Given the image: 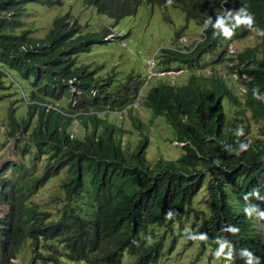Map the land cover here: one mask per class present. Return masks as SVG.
<instances>
[{
	"label": "trees",
	"instance_id": "obj_1",
	"mask_svg": "<svg viewBox=\"0 0 264 264\" xmlns=\"http://www.w3.org/2000/svg\"><path fill=\"white\" fill-rule=\"evenodd\" d=\"M141 1L83 0L96 12L112 18L132 12ZM27 2L52 6L61 0H0V64L12 67L27 81L30 99L66 98L67 79L75 76L72 80L75 104L68 105V101L64 107L69 112L76 111L75 118H80L84 137L69 136L72 116L46 109L44 105L27 104V116L19 120L11 110L6 116V135L15 137L17 142L13 146L19 161L4 162L0 169V203L8 206L0 216L3 238L0 264H10L7 255L24 238L28 239L33 260L42 264H56L61 250L67 260L119 264L124 247L128 251L140 250L145 263L157 255L159 245L154 242L150 247L141 244L137 247L133 242L138 238L137 232L123 231L122 222L134 211L139 229L146 222L170 227L203 182L207 213L202 210L190 232L205 231L210 238L217 235L226 244L229 241L241 248L247 244L252 248L248 258L264 264L261 238L242 211L251 206L264 221V137L253 141L247 136L249 119L260 122L258 133L264 135V0H171L181 8L185 19L194 18L198 23L215 8L221 9V4L223 18L243 8L249 19L239 18L237 26L241 27L242 35L253 28L259 42L238 50L233 57L222 58L225 49L218 53V61L245 75L240 78L243 100L238 99L220 75H190L182 84L160 81L146 89L142 104L153 115H164L175 141L182 143L177 157L159 156L152 162L145 157L147 128L136 116L128 113L132 124L139 127V137L129 147L124 143L122 146L118 138L125 130L95 112L104 105L114 108L127 103L136 95L142 80L128 74L110 89L111 76L99 82L86 65L75 64L80 51L88 50L91 43L106 41L102 37L107 29L79 33L76 20L69 22V12L64 11L51 20L43 37L32 38L28 34L31 29L24 27L22 20ZM237 26L211 22L191 51L164 54L161 62L173 59L191 64L203 51L218 46L222 34H237ZM259 50L263 51L262 56L257 55ZM120 86L124 92H120ZM224 106L227 110L229 106L240 108L234 109L229 118ZM33 114L36 118L31 125ZM30 126L26 133L29 143H18V136ZM222 164L227 166L225 177L219 176L224 172ZM62 167H65L60 183L63 195L59 198L63 201L57 207V216L37 203L27 204L35 189ZM205 171L211 172L206 179ZM228 179L238 181L233 204L224 191ZM84 192L90 196L83 200ZM241 251L229 248L226 254L235 257ZM233 262L243 264L237 259Z\"/></svg>",
	"mask_w": 264,
	"mask_h": 264
},
{
	"label": "rangeland",
	"instance_id": "obj_2",
	"mask_svg": "<svg viewBox=\"0 0 264 264\" xmlns=\"http://www.w3.org/2000/svg\"><path fill=\"white\" fill-rule=\"evenodd\" d=\"M25 8L22 10L23 26L30 28L28 34L32 38H40L44 35L46 29L50 26L51 20L63 13L69 12L70 19H75L78 24V32L98 33L103 27H108L114 34L124 35L123 44H120L117 37H113L104 42L91 43L87 51L79 52L75 61L77 65H86L88 70L93 71V75L99 82H103L108 76H111L110 89L115 88L125 77L130 74L139 77L142 81L147 74L148 82L142 87L138 99L135 95L130 99L133 100V106H127L122 113L115 114V111H107L100 116L107 120L114 121L123 130V133L118 137L125 145L132 146L139 137L138 127L132 124L128 112L133 116H137L142 120L147 128L145 134L148 137V142L145 147V157L149 162L161 156L163 158H175L181 152L182 143L174 141L173 131L166 122L164 115H155L151 110L141 103L145 90L156 84V81H165L175 84H182L186 82L187 76L194 73H205L213 75H221L225 77L226 81L232 84L233 92L238 96L239 100H243L244 96L240 92L242 84L236 77V71H230L228 67L222 64V61L216 60L219 53V48L215 47L212 51H207L201 55L202 67L188 66L182 64L178 60H171L168 64H163L161 59L164 51L161 48L171 47L177 45L176 38H173V31L180 28L186 23V27L181 31L180 35L186 36L188 33L197 28L194 20L189 19L185 21L184 14L180 7L171 4H157L155 2L145 3L141 2L136 11L131 14L118 17L114 20L111 16L97 13L92 6L86 5L83 0H61L60 4L46 6L36 2L25 3ZM18 30V29H16ZM185 32V33H184ZM192 33V32H190ZM196 35V31L193 32ZM223 46L230 44V48L235 51L241 50L244 47L258 44V34L255 30L244 37L231 38L224 35L221 38ZM182 45V43H181ZM172 48V47H171ZM223 57L232 56L228 50ZM258 56L263 55V51L257 52ZM148 57L151 59H148ZM147 58V60H145ZM152 61V62H151ZM146 63V64H145ZM147 63H151L148 64ZM6 72L0 75V169L4 162L9 160L16 161L18 159L14 143L17 141L15 137H7L6 129L2 122H6L7 106L14 109V115L21 117L26 112V103L21 97V90L27 93L28 83L25 79L18 77L12 70L0 65ZM150 69V71H148ZM178 70V71H177ZM148 71V72H147ZM153 74H150L153 72ZM177 71V72H176ZM157 73H164L160 75ZM157 74V75H156ZM10 77L13 80H10ZM120 92H124L122 86L118 87ZM73 88L70 87L72 92ZM58 103L67 106L65 99H60ZM226 106V103H225ZM225 113H229L230 118L234 113V109H239L238 106L225 107ZM227 110V111H226ZM245 110V109H244ZM34 115L31 117V124L34 123ZM72 131L77 136L82 135L84 127L77 117L71 121ZM247 127L249 128L248 137L257 140L263 138L264 135L258 133L259 121L247 120ZM30 127L25 129V134L19 135L20 141L18 143H29L26 133ZM152 160V161H151ZM208 176V174H206ZM63 173L60 172L55 176L50 177L41 187L37 188L32 201L37 202L40 206L46 207L51 213H56L57 207H60L61 202L56 204L54 197L63 195L59 189L60 180ZM224 186L226 198L230 203H235V188L238 184L237 180H227ZM205 190L202 186L200 190L194 195L190 205L185 206L180 214L179 220L172 225L170 230L163 229L159 226H153L154 237L160 236L163 231V246L160 255L156 260L148 264H229L228 260L222 259L218 250L211 251V246L206 244L202 247L201 242L197 239L188 241L184 230L193 228V223L199 219L202 210L207 213V200ZM3 211V205L0 204V213ZM56 217V216H54ZM255 230L264 232L262 225L259 222L254 224ZM145 239H151L149 232L144 234ZM173 239V247L170 248V242ZM150 241V240H148ZM262 243L264 245V234ZM30 247L28 239L21 245L17 255L11 259L13 264H29L31 260ZM129 256L124 253L121 259V264H129ZM56 264H84L80 261H73L65 259V255L61 250V255L55 259ZM34 263H39L34 261ZM40 264V263H39ZM53 264V263H46ZM246 264H257L254 261Z\"/></svg>",
	"mask_w": 264,
	"mask_h": 264
},
{
	"label": "clouds",
	"instance_id": "obj_3",
	"mask_svg": "<svg viewBox=\"0 0 264 264\" xmlns=\"http://www.w3.org/2000/svg\"><path fill=\"white\" fill-rule=\"evenodd\" d=\"M144 0H142L141 2H143ZM140 2V3H141ZM145 3H151V2H148V1H144ZM139 3V4H140ZM157 3V2H156ZM165 3H171V4H173L172 2H171V0H166V2H164V3H157V4H165ZM220 3V2H219ZM138 4V5H139ZM138 5L135 7V9L132 11V12H129V13H126V14H123L122 16H124V15H127V14H131V13H134L135 11H136V9H137V7H138ZM221 6V9H218V8H215L211 13H209V15L208 16H206V18H205V20L202 22V23H198V21L197 20H195L194 18H192V20H194V22L198 25L197 26V28L196 29H194V30H192V31H190V32H192V33H190V32H188V33H185L186 34V36H188V37H185L184 35H180V33H181V31H183L184 30V28L186 27V23H184L183 25H181L180 26V28H178V29H176V30H174L173 31V38H176V40H177V45H172L171 47H165V48H161L163 51H164V54H173V53H175V52H179V53H181V52H184V53H187V52H189V51H191L195 46H196V44L198 43V41H200L202 38H203V35H205V33L203 32V29H204V27H206V26H209V24L211 23V22H214V24L215 25H217V23L219 22V21H221V22H223V23H225L226 25H229V26H231V27H236L237 26V21H238V19L239 18H245V19H249V17H247L244 13H243V8L242 9H238L231 17H229V18H223L222 17V14H223V11H224V5H220ZM98 13V12H97ZM122 16H120V17H122ZM119 17V18H120ZM118 18V19H119ZM114 20H116L117 18H113ZM185 19V18H184ZM72 19H70V17H69V22L71 21ZM187 20H189V19H185V21H187ZM250 22V21H249ZM78 25V24H77ZM50 27V26H49ZM48 27V28H49ZM47 28V29H48ZM104 28H106L107 29V33H105L104 35H103V39L104 40H108V39H111V38H113V37H117V38H120L119 39V41H120V44H123L124 42H123V36L124 35H117V34H114L108 27H103L102 29H104ZM47 29H46V31H47ZM101 29V30H102ZM100 30V31H101ZM236 30H237V34H235V35H239V36H236L235 37V35H232L230 32L229 33H224V34H222V36H224V35H228L229 37H231V38H233V39H235V38H240V37H244L245 35H247V34H249L250 32H251V30H254L253 28H251V29H247L246 30V32L244 33V35H242L241 34V27H239V26H237V28H236ZM45 31V32H46ZM99 31V32H100ZM196 31V35H195V33H193V32H195ZM178 32V33H177ZM79 33H86V32H79ZM30 36V35H29ZM222 36H220V38L222 37ZM31 37V36H30ZM43 37V36H42ZM41 38V37H40ZM258 42H259V40H258ZM181 43H182V45H181ZM254 45H258V44H254ZM230 46V44L229 45H227V46H223L222 45V43H221V39H220V44L218 45V46H213L212 48H210V49H208V50H205V51H203L202 52V54H204L205 52H207V51H212L215 47H218L219 48V52H222L223 53V49H225V55H226V53H227V51L226 50H228L230 53H232V56H229V57H233L234 56V54H235V52H237V51H235L234 49H232V48H230L229 47ZM253 46V45H252ZM167 50H169L170 52H167ZM87 51V50H86ZM81 52V51H80ZM163 54V55H164ZM201 54V55H202ZM201 55L198 57V59L197 60H192L191 61V64H188V66H196V67H198V68H201L202 67V63H201ZM148 59H150L149 57H148ZM145 60H147V58L145 59ZM151 60V59H150ZM216 60H217V58H216ZM152 62V61H151ZM170 62V61H169ZM179 62V61H178ZM163 64H168V62H162ZM182 64H187V63H185V62H181ZM234 63V62H233ZM75 64H76V61H75ZM146 64V63H145ZM148 64H151V63H147V65ZM1 66H3V67H5V68H8V69H10V70H12L15 74H16V72L14 71V69L12 68V67H8V66H5V65H2V64H0ZM77 65V64H76ZM227 67V66H226ZM229 68V67H228ZM230 69V68H229ZM233 69L236 71V67H233ZM233 69H230V71H233ZM148 71H150V69L148 70ZM147 71V72H148ZM178 71V70H177ZM176 71V72H177ZM4 73H6L7 74V72L2 68V67H0V75H2V74H4ZM154 73V71L153 72H151L150 74H153ZM157 74H160V75H164V73H157ZM156 74V75H157ZM17 75V74H16ZM147 75H149V74H147ZM147 75L145 76V79L141 82V84H140V87H139V89H138V91H137V93H136V95H135V98H136V100L138 99V95L140 94V92H141V90H142V87L144 88V85L148 82V78H147ZM190 75H200V76H219V75H213V74H205V73H194V72H192V73H190L188 76H187V78H186V80L188 79V77L190 76ZM18 76V75H17ZM221 76V75H220ZM19 77V76H18ZM223 77V76H222ZM236 77H237V79H239L240 80V78H245V75L244 74H241V73H238L237 71H236ZM74 78H76L75 76H71V77H69L68 79H67V83L69 84V94H68V96L66 97V98H60V99H65L66 100V102H67V104H68V101L70 102L68 105H74L75 104V98L73 97V92L75 91V87L73 86V84H72V80L74 79ZM139 78V77H138ZM224 78V80H225V82L229 85V86H231L232 88H233V86H232V84H230L229 82H227L226 81V79H225V77H223ZM10 80H13V78L12 77H10ZM142 80V79H141ZM185 80V81H186ZM156 82H160V81H156ZM163 82H165V81H163ZM168 83H170V82H168ZM241 83V82H240ZM173 84H175V83H173ZM0 85H2V84H0ZM70 87H72L73 88V90H72V92L70 91ZM243 89H244V86L242 85V88L240 89V92L242 93V91H243ZM20 90H21V97H22V99H23V101L26 103V106H27V104H31V103H35V104H38V105H41V106H45V108L46 109H55V110H57V111H59V112H61V113H64V114H68L69 116H72L73 117V119H75V114H76V111H73V112H69L68 110H66L65 109V105H63L62 103H58V101L60 100H49V99H30L29 97H28V90H27V93H25L23 90H22V88H20ZM92 91V90H91ZM146 91V90H145ZM145 94V93H144ZM143 96V95H142ZM133 100H129L127 103H125V104H123L121 107H114V108H109L108 106H106V105H104L102 108H100V109H98V110H96L95 112H96V114L98 115V116H100L101 114H103V113H107V111H115V114H118V113H122L123 112V110L124 109H126L127 108V106H133V104H131V102H132ZM142 103V102H141ZM26 109H27V107H26ZM10 110L12 111V113H13V115H14V109L12 108V107H9L8 108V106H7V112H6V114L4 115V116H7L8 115V113L10 112ZM130 112V111H129ZM128 112V113H129ZM35 117H34V120H35V118H36V114H33ZM32 115V116H33ZM157 115H160V114H157ZM27 116V110H26V112H25V114L23 115V116H21V117H17V116H15L14 115V118L15 119H17V120H19L20 118H22V117H26ZM31 116V117H32ZM153 116H155V115H153ZM227 116H228V113H227ZM137 117V116H136ZM138 118V117H137ZM73 119H72V121H73ZM139 119V121L141 122V124L142 123H144L142 120H140V118H138ZM30 121H31V118H30ZM112 121V120H111ZM2 122H3V124H4V126H5V123H4V120H2ZM114 122V121H113ZM115 123V122H114ZM116 124V123H115ZM32 125V124H31ZM117 125V124H116ZM118 126V125H117ZM30 128H31V126H30ZM6 129V128H5ZM137 129H139V127L137 128ZM6 133V132H5ZM84 133H82V135H83ZM121 134V133H120ZM260 134V133H259ZM82 135H78L77 136V134H75L74 132H72V131H70V134H69V136L70 137H79V139H81V138H83V137H81ZM261 135V134H260ZM7 136V135H6ZM7 137H9V136H7ZM119 138V137H118ZM174 141H175V139H173ZM123 141L122 140H120V144L123 146ZM177 143V142H176ZM180 143V142H179ZM125 144V143H124ZM181 146V145H180ZM17 153V152H16ZM17 157H18V153H17ZM26 160V159H25ZM10 161H14V160H10ZM17 161H19V157H18V159L15 161V162H17ZM43 164V163H42ZM41 164V165H42ZM38 166L40 165V162L37 164ZM216 165H218V163L216 164ZM222 166V168L224 169V172H223V174H221V175H219L220 177H222V176H224L225 177V171H226V169H227V166H226V164H222L221 165ZM64 168L65 167H62V168H60L56 173H54V174H52V175H50L49 177H48V179L50 178V177H52V176H55V175H57L58 173H60V172H62L63 173V177H64ZM203 169V171H204V168L203 167H201V170ZM191 173H195V170L194 171H192ZM210 171H205V179L206 178H208V176L210 175ZM206 174H208V176L206 175ZM63 177L61 178V180H60V183H61V181H62V179H63ZM47 179V180H48ZM46 180V181H47ZM229 180V179H228ZM45 181V182H46ZM44 182V183H45ZM43 183V184H44ZM42 184V185H43ZM42 185H40L39 187H41ZM204 187V182L202 183V185L200 186V188L201 187ZM38 187V188H39ZM200 188L196 191V193L200 190ZM59 189H60V184H59ZM37 190V188L35 189V191ZM61 190V189H60ZM205 190V189H204ZM35 191L28 197V199H27V201H26V203L27 204H32V203H37V202H34V201H32V199H31V197L33 196V194L35 193ZM62 191V190H61ZM225 191V190H224ZM195 193V194H196ZM194 194V195H195ZM194 195H193V197H194ZM206 195V194H205ZM87 196H90L88 193H86V192H84L83 193V197H82V199L84 200L85 199V197H87ZM193 197H192V199H193ZM206 198V197H205ZM54 199H56V204H58V203H60V202H62L63 200L61 199V198H59V195H56L55 197H54ZM207 200V199H206ZM191 202H192V200H191ZM191 202H190V204H191ZM1 205H3V211L0 213V216H2L7 210H8V206H7V204H4V203H0ZM38 204V203H37ZM189 204V205H190ZM38 206L40 207V208H44V209H46V210H48L46 207H43V206H40L39 204H38ZM59 208V207H58ZM49 211V210H48ZM183 211V210H182ZM243 211V213H245L246 215H247V217H248V219H250L251 220V225H252V227L254 228V231H255V233H256V235H258L259 234V236H260V238H261V244H262V246H263V248H264V245H263V243H262V240H263V234H264V232H259V231H256L255 230V227H254V224L256 223V222H259L261 225H262V227H263V229H264V221H261L260 220V218H259V216H258V214H257V212L255 211V209L254 208H252L251 206H249L248 208H244V210H242ZM182 213V212H181ZM52 214V216H54V214L55 213H51ZM55 216H57V213H56V215ZM53 219V218H52ZM179 219H177V220H175L172 224H171V226L170 227H166L165 226V224H160V223H157V222H146L145 223V225H144V227L143 228H141V229H139L138 228V226H139V218H138V216H137V213L136 212H134V211H132L131 212V214H130V216L125 220V221H123L122 222V226H121V229L123 230V231H125V232H131V231H135V232H137V236H138V238L137 239H134V243L137 245V247H139L140 246V244L141 245H143L144 247H150L154 242L157 244V245H159V248H158V251H157V255L154 257V258H150L149 260H147L145 263L143 262V258L140 256V250H137V251H128L127 250V248L126 247H124L122 250H121V253H120V255H119V264H121V259H122V256H123V254L124 253H126L128 256H129V258H130V260H129V264H148V263H150V262H152V261H154V260H156V258L160 255V253H161V249H162V246H163V240H164V237H163V234L166 232V231H163V229H168V230H170L171 228H172V225L175 223V222H177ZM198 222V220H196V223ZM196 223H193V228L192 229H190V230H184L183 231V234H186V236L188 237V241L189 240H191V239H197V240H199L200 242H201V245H202V247L205 245V243L206 244H208V245H210L211 246V251H214L215 249H217L218 250V254H219V256L222 258V259H224V260H228L229 261V264H235L233 261H234V259H237V260H239V261H241V263H243V264H246L247 262H250V261H254V262H256L257 264H259L258 263V261H256V260H254V259H252V258H248V255H249V250L250 249H252V248H250L247 244H246V247L245 248H241V247H237L236 245H233L232 243H230L229 241L227 242V244L225 243V241H222V240H220L218 237H217V235H214L213 237H209L207 234H206V232L205 231H203L202 233H200V232H195V231H193V232H190V231H192L194 228H195V226H196ZM153 226H159V227H162L163 229H162V233L160 234V236H158L157 238H155L154 237V234H156L155 233V231H153ZM147 232H149L150 233V235H151V239H145L144 238V234L145 233H147ZM188 232H190V234H188ZM25 239L26 238H24V239H22V241H21V243L19 244V246L16 248V250L12 253V254H8L7 255V260H8V262L10 263V264H13L12 263V261H11V259L12 258H14L16 255H17V253H18V251H19V249H20V247H21V245L25 242ZM0 240H1V242H0V253H1V245H2V241H3V238H2V235L0 234ZM148 240H150V241H148ZM241 240H242V238H241ZM174 241H173V239H171V242H170V248L169 249H171L172 247H173V245H174V243H173ZM28 244H29V242H28ZM227 245H228V247H227ZM30 247V246H29ZM12 248H15L14 246L12 247ZM229 248H231V249H233V248H238V249H241L242 251L237 255V256H231V255H227L226 254V252H227V250L229 249ZM31 252V251H30ZM253 252V251H252ZM31 254V253H30ZM153 255V252H151L150 253V256H152ZM36 261H38L40 264H42L41 262H40V260H36ZM74 261V260H73ZM39 263H34V260H33V257H32V255H31V260H30V262H29V264H39ZM43 263H47V262H43ZM54 264V263H53Z\"/></svg>",
	"mask_w": 264,
	"mask_h": 264
}]
</instances>
